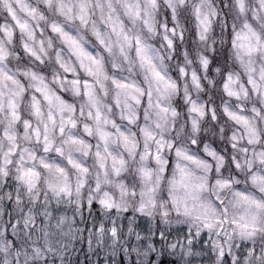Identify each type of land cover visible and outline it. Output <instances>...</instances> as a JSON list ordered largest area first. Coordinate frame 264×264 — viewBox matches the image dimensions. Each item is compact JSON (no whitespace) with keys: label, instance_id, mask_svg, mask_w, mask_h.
<instances>
[{"label":"snow or ice","instance_id":"obj_1","mask_svg":"<svg viewBox=\"0 0 264 264\" xmlns=\"http://www.w3.org/2000/svg\"><path fill=\"white\" fill-rule=\"evenodd\" d=\"M261 2L264 4V0ZM40 3L42 7L24 6L33 24L22 22L9 9L22 36L9 25H0V141L8 144L7 152L0 153V185L7 189L6 193L0 191V198L8 203L2 214L5 220L0 235V253H6V245L11 244L14 245L12 264H40L41 261L43 264H55L56 259H60L61 264L67 259L71 264L67 249L71 247L75 252L71 244L73 232L81 235L87 232L88 252L92 251L94 243L99 245L93 233L102 234L107 230L114 244L124 238V226L117 219L108 225L98 222L76 229L61 204L70 206V198L74 194L78 196L82 185L74 187L59 162L43 155L38 157L35 152L21 148L18 142V129H22L25 141L34 140L42 145L43 152L54 150L58 156L64 157V149L55 146V136L57 133L64 136L66 131L76 128L78 121L74 115L79 112L83 117L87 107V118L93 121V125L85 124V131L89 136L95 134L103 142L104 151H100L97 144L95 157L100 167L105 169L103 182H110L109 161L114 175L119 176L126 170V162L109 151L110 143L118 139L132 155L136 154L138 147L137 142L105 113L97 87L105 89L107 95L106 82L111 81L116 90L115 103L119 106L123 97L121 116L130 123H136L141 117L148 121L152 110L156 112L158 119L154 125L146 123L140 128L145 146L152 142L156 144V150L145 151L141 159L151 157L160 165L161 174L165 171L170 173L167 197L172 211L199 222L200 226L195 230L191 226L181 230L184 242L191 244L193 238H197L201 247L210 244V252H216L217 264L221 260L223 264H264V240L255 239L258 233H264V63L259 67L255 63L264 57V34L257 33L246 23H237L233 10L243 14V0H219V4L215 0H191L190 3L189 0H168L164 12L163 40L173 51L180 47L179 42L186 39L189 29L193 36L206 39L212 29L213 18L221 17L223 13L218 25L220 47L213 58V63L219 66L220 78L212 91V99L205 104L185 94L184 102H178L181 107L185 102L188 104V112L192 114V135L200 133L201 121L216 122L213 127L219 141L205 143L203 137L199 141L203 152L214 162V168L208 159L166 136L169 114L174 118L178 113L175 107L164 101L177 93L178 86L164 70V57L158 55L141 32L130 27L139 22L148 32L155 33L152 16L159 7L158 0H40ZM45 11L61 19H50ZM65 51L75 58L76 64L66 59ZM22 57L28 59L12 64V59L20 61ZM118 61L127 63L128 76L118 79L109 74V67H121ZM200 62L205 69L208 68L207 56L201 55ZM77 65L87 78L76 73ZM137 66L144 73L146 87H141L133 79ZM236 67L241 71H236ZM193 79L199 86L195 73ZM69 87L74 96L83 94L86 99L79 104L73 103L71 97L62 94V90ZM250 95L253 96L251 101L248 100ZM231 98L243 100V103L234 108ZM129 100L137 106L143 105L142 110L137 111L128 103ZM29 114L37 121L35 125L32 119L27 118ZM109 126L115 129V134ZM63 142L85 155L93 147L70 131ZM190 142L196 144L197 140L191 139ZM165 151L174 153L175 160L171 157L162 159ZM17 155L18 167L13 177L9 175L8 165ZM66 158L81 175L88 173V168L80 160L73 159L71 152ZM36 160L39 167L25 164V161ZM41 169L48 172L43 189L40 188ZM196 170L209 173L218 192L231 190L232 201L217 197L215 203H210L202 199V193L208 189L209 175L198 174ZM139 172L142 177L152 179V169L141 167ZM241 174L245 176L243 186L235 179ZM161 179L162 175L157 176L150 188L141 191L138 209L141 214H151L155 209ZM100 183L98 174V188ZM118 186L122 191L126 190L123 183ZM100 203L107 208L120 207L112 199H102ZM84 206L91 209L95 205L89 198ZM161 208V215L167 216L169 209L163 204ZM226 223L233 226L238 238L249 243L235 244L230 242V238L227 244L214 240L213 235L219 237ZM128 234L134 235L136 241L144 245L141 249H131L141 257L143 264H155L156 255H150L154 247L151 240L155 239L159 244L172 236L164 230H149V236L142 238L131 227ZM56 236L66 237L68 242H58L53 239ZM173 243L180 247V243ZM120 248L128 251L124 245ZM234 248L239 249L238 258L233 255ZM48 255L52 256L51 262ZM124 259L129 257L125 255ZM87 262L85 255V264ZM76 264H81L79 259ZM159 264H164L163 257Z\"/></svg>","mask_w":264,"mask_h":264},{"label":"clouds","instance_id":"obj_2","mask_svg":"<svg viewBox=\"0 0 264 264\" xmlns=\"http://www.w3.org/2000/svg\"><path fill=\"white\" fill-rule=\"evenodd\" d=\"M190 2L191 0H189V3ZM167 3L168 0H158L159 7L153 12L152 23L156 29L155 33L148 32L139 22L130 25V27L134 31L141 32L147 42L152 44L158 55L164 57V70L169 77L176 81L178 86L177 93L164 101V103L171 104L175 107L178 113L174 118L169 114V126L166 130L167 138L174 142L181 143L194 154L200 155L204 159H208L209 163H211L214 168V162L203 152V148L200 146L199 141L201 137L204 138L205 143H210L214 140L219 141L217 130L213 127L216 122L207 123L201 121L200 133L192 135L190 123L192 114L188 112V104L185 102L183 107H181L178 102H184L185 94L191 99L205 104L212 99V91L215 88L216 81L220 78V73L217 72L219 66L213 63V58L216 55V49L220 47L219 41L221 39V32L218 25L223 13H221V17L213 18L212 29L207 34L206 39L201 40L198 35L193 36L191 29H189L186 33V39L179 42L180 47L173 51L168 48L167 42L163 40V25L166 22L164 12L167 10ZM215 3L219 4V0H215ZM243 3L245 5V12L243 14H240L237 9L233 10L237 23H246L257 33L264 34V4H262L261 0H243ZM25 5L29 7H42L40 0H0V25H9L17 31L18 35L22 36L23 34L19 33L18 29H16L15 20H13L9 9H12L16 17L22 22L33 24L34 22L32 18L24 10ZM45 14L49 15L50 19H61L59 17H52L47 11H45ZM127 23L128 22L126 21V24ZM47 35L48 33H45V36ZM87 38L90 39V37ZM64 54L66 59L70 60L73 64H76L75 58L67 51H65ZM132 55L134 56V54ZM201 55L207 56L209 59L207 69H205L200 62ZM27 59V57H22L20 61L12 59L11 62L12 64L23 63V61ZM118 62L121 64V67L119 69H112L109 67V74L115 75L118 79L128 76L127 63L123 61ZM157 62L159 63V61ZM255 63L257 64V67H259L261 63H264V57L255 60ZM181 69H183V72H181ZM235 70L238 72L241 71L239 67H236ZM76 73L87 78L86 73H83V70L79 69L78 65L76 67ZM193 73L199 78V86L194 82ZM77 78L80 77L77 76ZM133 79H135L141 87H146L144 73L138 66L134 72ZM243 79L244 74L241 72V80L243 81ZM106 88L107 95H105V89L97 87V93L105 105V113L110 120H115L120 126V129L126 131L138 145L136 148V154L132 155L118 139H115L110 143L109 151L126 162V170L119 176H116L111 171V161H109L107 171L110 182H103L105 169L100 167V162L95 157L97 144L100 145V151H104L103 142L100 141L95 134L89 136L85 131V124L93 125V121L87 118V107H85V115L83 117L80 116L79 112L74 115V118L78 121L77 127L68 130L71 134L82 137L88 144L93 146L87 155L76 151L75 147L70 148L68 145L64 144L63 141L68 135V131H66L64 136H61L59 133L55 136V146L63 148L65 152V156L60 157L54 150L47 153L43 152L42 145L37 144L34 140L25 141L22 129H18V142L21 145V148H27L28 150L35 152L38 157L43 155L49 160H56L65 168L68 180L74 187L78 184L82 185L78 196L74 194L73 197L70 198L72 201L70 206L61 204V208L64 209L65 214L72 218L73 225L76 229H84L98 222H103L105 225H108L113 219H117L119 223L124 226L122 229L124 238L121 239L118 244L113 243V237L107 230L102 234L93 233L94 239L99 241V245L94 243L91 252H88V246L86 243L87 232H84L82 235L73 232L71 244L74 245L75 252H72L71 247L67 249V254L71 256V264H76L77 259L80 260L81 264H85V255L88 257L87 264H143L141 257L137 256V254L131 249H141L144 245L136 241L134 235L128 234L129 227L133 229L134 233L139 232L142 238L149 236V230H151V232L164 230L172 233L171 238L164 243L157 244L155 239L150 241V243L154 245L150 255H156L155 264H159L161 257L164 259V264H217L215 259L216 252H210V244L206 243L204 247H201L197 238H193L191 244L184 242V235L181 230L189 226L195 230V228L200 225L198 221L182 215H177L172 211L171 204L167 197V182L170 173L165 171L161 174L159 171L160 165L151 157L144 160L141 159V154L145 151L150 149L155 152L156 150V144L152 142H148L147 147L145 146V139L140 132V128L146 123L154 125V122L158 119L155 110H152L148 121H145L141 117L136 123H130L127 119L121 116V110L124 106L123 97H121V104L119 106L116 105L114 100L116 90L113 88L111 81L106 82ZM62 94L71 97L72 102L76 104H79L86 99L83 94L80 96H74L70 87L62 90ZM252 99L253 96L250 95L248 100L251 101ZM128 103H131L137 111H141L143 108V105L137 106L134 101L129 100ZM230 103L236 108L243 103V100L231 98ZM46 107L47 106L45 105V110ZM27 118L32 119L33 125L37 123L35 118L31 117L30 114ZM109 129L115 134V129L111 128V126H109ZM178 133H182V135H178ZM191 139H196L197 143L192 144L190 142ZM7 150V141H0V153L7 152ZM69 152H71L73 159L80 160L85 167L88 168V173L86 175H81L78 170L74 169L67 162L66 157ZM170 157L173 161L175 160L174 153H169L167 151L162 153V159H169ZM25 164L26 166L35 164L39 167L38 160L25 161ZM17 167L18 155L12 157V163L8 165L10 176L14 177L16 175ZM141 167L152 169L151 180L141 176L139 172ZM40 171V188L43 189L45 187V181L48 179V172L44 169H41ZM196 171L198 174L209 175L208 189L202 193V199L210 203H215L217 197L229 202L232 201L233 197L231 190L218 192L215 187V181L211 179L209 173H202L200 170ZM98 174L101 178L99 188L97 187ZM161 175L162 179L156 196L157 204L155 209L151 210V214H148L147 212L141 214L138 211L141 203V191H146L150 188L155 183L156 177ZM235 179L239 180L241 186H243L245 180L243 174L236 176ZM121 183L126 186L125 191H122L118 186ZM0 191L6 193L7 189L3 188V185H0ZM133 192H135V195H133ZM89 198L92 199L95 205L91 209L84 206ZM102 199H112L119 204L120 207L107 208L100 203ZM77 201H79V203H77ZM162 204L169 209L167 216L161 215ZM7 206V200L0 198V235H2V226L5 220V217H3L2 214L7 210ZM178 234L179 241H177ZM4 238L7 239L6 236H4ZM229 238L230 242L235 244L249 243L248 241L241 240L234 234L233 226L230 223L223 225V232L220 233L219 237L213 235L214 240L219 239L225 244L229 243ZM53 239L58 242H68V238L62 236H56L53 237ZM255 239L264 240V233H258ZM125 241H127V243H125ZM173 241L180 243V247H176ZM120 245H124L128 248V251H122ZM6 247L8 249L7 252L0 253V264H6V261L7 264H12V261L14 260V245L9 244L6 245ZM125 255L129 257L128 260L124 259ZM233 255L238 258L239 249L234 248ZM97 257L99 258V261H97ZM121 257H123V260ZM47 259L51 262L52 256L48 255ZM40 264H43V261H41ZM55 264H61L60 259H56ZM64 264H68L67 259L64 260ZM220 264H223L222 260L220 261Z\"/></svg>","mask_w":264,"mask_h":264},{"label":"trees","instance_id":"obj_3","mask_svg":"<svg viewBox=\"0 0 264 264\" xmlns=\"http://www.w3.org/2000/svg\"><path fill=\"white\" fill-rule=\"evenodd\" d=\"M121 259L123 260V257H121Z\"/></svg>","mask_w":264,"mask_h":264}]
</instances>
